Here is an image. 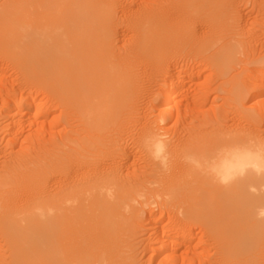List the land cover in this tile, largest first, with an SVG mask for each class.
<instances>
[{"label": "bare ground", "instance_id": "1", "mask_svg": "<svg viewBox=\"0 0 264 264\" xmlns=\"http://www.w3.org/2000/svg\"><path fill=\"white\" fill-rule=\"evenodd\" d=\"M125 1L0 0V264H66L55 237L81 216L82 264H138L131 223L159 200L187 209L160 236L153 220L151 260L264 264V159L249 155L254 141L264 142V70L244 69L253 85L244 73L229 76L245 62L255 28L240 0H136L119 16ZM197 18L201 33L192 29ZM138 63L151 66L139 72ZM204 69L214 79L191 101ZM212 82L229 88L225 102L247 97L255 109L234 104L235 120L222 104L190 119ZM146 90L160 111L139 117ZM157 130L167 134L163 164L143 145ZM139 200L148 203L140 214Z\"/></svg>", "mask_w": 264, "mask_h": 264}, {"label": "rangeland", "instance_id": "2", "mask_svg": "<svg viewBox=\"0 0 264 264\" xmlns=\"http://www.w3.org/2000/svg\"><path fill=\"white\" fill-rule=\"evenodd\" d=\"M136 0H126L123 4H121V6L122 5H124V4H126L124 7H126V8H124L123 6L121 7V8H124L122 11L123 12H121V9H119L120 7L119 6H117V8L119 9V11H118V9L116 8V10H117V12H119V13H117L119 16L122 14V13H124L125 11H127L129 8H132V9H134L135 8V6H136V2H135ZM245 1V0H244ZM246 1H247V3H246ZM245 2H242L241 0H240V4L238 3L237 5H239V6H237L238 7V9H240L241 10V12L243 13V11H244V15L246 16V19L248 18V22H251L252 23V25H251V23H249L250 25H251V27L253 26L255 29V32H257L256 33V36H258L259 37V35L261 34V32H262V35H260V37H259V39H258V37H256L257 39H255V40H253L254 42L252 43L251 42V44H249V45H247V50L246 51H248L247 52V54H246V60L243 58V57H240L241 58V60L242 59H244V61L245 62H243V64H242V62H241V64L240 63H238V65H236L235 66V71L234 70H232L231 72H230V74H229V76L231 75V77L232 76H237L236 78H241L242 76H247V80H248V85H253V82H255L253 79L251 80V79H249V78H252V77H250L251 75V73L252 72H254L255 70H257V69H263L264 70V0H251V2H249L250 0H246ZM133 2V3H132ZM136 4H135V3ZM255 2V3H254ZM260 2V4L258 5V3ZM243 3V4H242ZM128 4V5H127ZM255 4V5H254ZM243 5V7H241V6ZM245 5V6H244ZM257 5V6H256ZM129 6H133V7H129ZM262 6V7H261ZM254 7V8H253ZM255 7H257V8H255ZM128 8V9H127ZM126 9V10H125ZM259 9V10H258ZM263 9V10H262ZM125 10V11H124ZM262 10V11H261ZM257 11V12H256ZM252 12V13H251ZM261 12H263V13H261V14H263V15H261L260 13ZM250 18V19H249ZM198 20H196V21H193L191 24H192V29H194V32H196V33H198L199 31V33H201L202 32V30H203V28H204V23H203V20L202 19H199V18H197ZM201 21V22H200ZM256 23H254V22ZM253 23H254V25H253ZM193 24H194V26H193ZM195 25L197 26V27H195ZM201 25V26H200ZM258 25V26H257ZM261 26V27H260ZM200 27H202V28H200ZM257 27L259 28V29H257ZM190 28H191V25H190ZM196 28V29H195ZM191 29V30H192ZM259 40V41H258ZM256 41V42H255ZM258 41V42H257ZM262 42V43H261ZM254 44V45H253ZM249 48V49H248ZM262 50V51H261ZM248 56V57H247ZM243 61V60H242ZM139 64V63H138ZM137 64V69H139L140 67L142 68V69H144V70H148L149 69V67L151 66V64H145V66L144 65H141V64H139L138 65ZM195 65H193L194 67H196V65H198L196 62L194 63ZM149 65V66H148ZM241 67H240V66ZM148 66V67H147ZM4 67V72H5V75H7L6 77H4V79H3V81H5V78H7V80H13V72L11 71V69L9 68L8 69V66L6 67V66H3ZM144 67H146V68H148V69H145ZM198 67V66H197ZM240 67V68H239ZM248 67V68H247ZM140 68V69H141ZM255 68V69H254ZM142 69L141 70H139V72L141 71V72H143L142 71ZM244 69L246 70V71H248L250 74H246V73H244L243 71H244ZM249 69V70H248ZM251 69H252V71H251ZM9 70V71H8ZM242 70V71H241ZM145 71V73H147ZM205 71V72H204ZM208 72V73H207ZM8 73V74H7ZM210 72L209 71H206L205 69L202 71L201 70V73L200 74H202V75H199V77L198 78H202L201 79V81H200V79H198V80H196L197 79V77H195V79H194V81L193 82H195L196 83V85H194L193 83V86L192 87H190V88H192V89H190V91L191 92H193V93H196V91H201V89L204 87L203 85L205 84V81L206 82H208V81H212L211 79H214V78H212L211 77V74H209ZM238 73V74H237ZM242 73H244L243 75H242ZM236 74V75H235ZM239 75V76H238ZM240 75H242V76H240ZM10 76H12V77H10ZM229 76H228V78H229ZM10 77V78H9ZM143 77V76H142ZM230 77V78H231ZM146 78V76L144 75V77L142 78V79H145ZM7 80H6V82L5 83H7ZM147 80V78L145 79V81ZM196 80V81H195ZM143 81V85H144V87L146 86V87H148V83H146L144 80H142ZM160 81V80H159ZM249 81H251V83L249 82ZM11 82V81H10ZM145 82V83H144ZM204 83L203 85H202V83ZM159 84H160V82H158ZM250 83V84H249ZM11 84V83H10ZM197 84H198V86H197ZM200 84V85H199ZM9 87H10V85H9V83L7 84ZM6 85V86H7ZM7 86V87H8ZM203 86V87H202ZM199 87L201 88V89H199ZM209 87H211V88H209L210 90L208 91V93L209 94H207L208 96H207V101L206 102H204V105L201 103H197V101L196 102H194L193 104H194V107H193V110L191 111L192 113H190L189 115H191V116H189L190 117V119L193 117V118H195L196 116L198 117V114H195V113H197L198 111H201V113L202 112H204V111H207V110H213V109H219V108H222V107H224L227 111H228V117H230V118H232V115H234V113H235V115L237 114L236 112L238 111H235V108L237 109V106H238V109L239 110H242V111H245L246 110V108L247 109H251V108H253L252 110H254L255 108H254V104H253V102L254 101H251L252 103H249L250 101H248L249 99L246 97L245 99H244V101H242L241 103H240V105L239 104H235V102H234V104L235 105H237L236 107H235V105L229 100V101H227V102H225L224 100H226V99H224L223 98V96L225 95V97L226 98H228V95L226 96V93H227V91H229L228 89H227V91H226V88H224V90L223 91H221L220 89V91L219 90H217V88H216V85L212 82V84H210V86ZM198 89V90H197ZM190 91H189V94H192V95H189V97H188V99H190L191 101H193L192 99H191V97L190 96H192V98L193 99H195L196 97L198 98V96H199V94H193V93H190ZM198 91V92H199ZM219 91V92H218ZM226 91V92H225ZM147 90L146 91H144L142 94V96H141V102H139V107H143V108H141V109H143L142 111H141V109L139 108V117H140V115L142 114V113H146V115L148 114H150L151 116H156V115H158V111H160V109H158V108H160V106L159 105H157V104H155V108L154 109H150V107H149V101H148V99H149V97H147ZM155 92V91H154ZM223 92V93H222ZM200 93V92H199ZM145 94V95H144ZM148 94H149V91H148ZM223 94V95H222ZM194 95V96H193ZM4 97H6L5 95H4ZM7 98H8V96H7ZM6 98V99H7ZM144 98L145 99H147V102H145V100H144ZM223 98V99H222ZM144 100V101H143ZM189 100V101H190ZM213 100V101H212ZM179 101H184L183 99H179ZM195 101V100H194ZM221 101V102H220ZM223 101H224V103H223ZM248 101V102H247ZM199 102V101H198ZM203 102V101H202ZM233 104H231V103ZM143 105H142V104ZM147 103V104H146ZM197 103V104H196ZM209 103V104H208ZM213 103V104H212ZM225 103H226V105H230V106H225ZM222 104H224L223 106H222ZM242 104V105H241ZM145 105H147L146 106V109H145ZM196 105V106H195ZM214 105V106H213ZM193 105L191 104V107H192ZM201 106V107H200ZM222 106V107H221ZM239 106H242L241 108L239 107ZM197 107H198V109H197ZM232 107H235V108H232ZM0 108H1V105H0ZM195 108L197 109L196 111H195ZM148 109H150V110H148ZM156 109H158V110H156ZM190 109H192V108H190ZM200 109V110H199ZM205 109V110H204ZM230 109V110H229ZM244 109V110H243ZM148 111V113H147V111ZM0 111H1V109H0ZM2 112V111H1ZM232 112H234V113H232ZM53 113H55V114H51V118H49L48 120H52V116L53 117H55L56 115H57V117H58V111L56 112V111H54ZM141 113V114H140ZM231 113H232V115H231ZM154 114V115H153ZM156 114V115H155ZM143 115V114H142ZM141 115V116H142ZM199 115H200V112H199ZM233 116V118L232 119H234V117H235V120H236V116ZM56 117V118H57ZM143 117H145V116H143ZM143 117H141V120L143 119ZM169 122V121H168ZM170 123V122H169ZM166 124V123H164L163 124V126L161 127L160 125H159V127L163 130V131H167V130H169L167 127H170V125L171 124ZM165 127V128H164ZM167 128V129H166ZM60 129V128H59ZM166 129V130H165ZM157 201V200H156ZM155 201V202H156ZM162 200H159V201H157L156 203H154V201H153V203H152V201H150L149 203L150 204H146L148 207H149V209H148V207H143V208H141V207H139V206H141V205H145V203L144 202H141L140 200L139 201H137V204H136V206L137 207H134V208H138L139 207V209H136V210H138L137 212L140 214V213H142V210H141V212H139L140 211V208L141 209H143V211H145V214L144 213H142V216H140V215H138L137 214V216H136V219H134V220H132V229H134L133 231H135V232H132V229H131V234L129 235V236H131V237H135L134 239L133 238H131L132 239V243H135V241L137 242L136 243V248L138 249H136L137 250V252H136V254L137 255H139L140 253L139 252H141V255H139L140 256V258H139V256H137L136 255V259H138L139 258V260H138V264H142V262H143V264H147V263H149V264H158L160 261H161V259H159L160 257H158L157 258V260L156 259H154V261H153V259L151 260V257H150V251H151V249H148V248H152L151 247V245H149V242H147V237L148 238H150L149 237V234H150V230H151V227L153 226H155V224H157V229H158V231L157 232H159L158 234H159V236H160V234H161V231H163V228H164V226H168V225H170V227H172V225H174L176 222H177V218L176 217H181L182 215H180V216H178V213L181 211L182 213H183V211H184V208H185V210L187 209V204L185 203V205H180L179 204V202H181V201H175V203H176V205L175 204H173L174 202H171V201H166L165 202V200H163L162 202H163V204L162 203H160ZM141 202V203H140ZM164 202H165V206H164ZM135 203H136V201H135ZM144 203V204H143ZM161 204L162 205V207L164 206L165 208H162L160 205H158V204ZM183 203V202H182ZM133 205L132 206H135L134 205V203H132ZM141 204V205H140ZM155 204H156V206H155ZM171 204V205H170ZM178 204V205H177ZM184 204V203H183ZM145 205V206H146ZM149 205H151V206H149ZM172 205H174V206H172ZM161 208H160V207ZM173 207V208H171V207ZM185 206V207H184ZM168 207H170L171 209H169ZM175 207V208H174ZM176 207H178V208H176ZM184 207V208H183ZM167 208H168V211H166L167 210ZM165 209V210H164ZM170 210H175L174 212H175V216L173 215V211L170 213L169 211ZM176 210H178L177 212H176ZM154 211V212H153ZM159 211H162L161 213H160V215H159ZM148 212V213H147ZM152 212V213H151ZM166 213V215L168 216V217H164V216H166L165 215V213ZM180 212V213H181ZM147 213V214H146ZM157 213V214H156ZM181 213V214H182ZM150 214V215H149ZM169 214L172 216L173 215V218L171 217V216H169ZM149 215V216H148ZM152 215V216H151ZM155 215V216H154ZM157 215H159V216H157ZM143 216H145V218H143ZM147 216V217H146ZM150 216H151V219H150ZM82 217V216H81ZM81 217H80V221H81V223H82V220H81ZM141 217V219L139 220V218ZM155 217V218H154ZM157 217H159V218H157ZM148 218V219H147ZM165 218H166V220H165ZM169 218H171V219H169ZM174 218H175V220H174ZM146 219V220H145ZM154 219H156V220H154ZM159 219H161L160 221H162V222H159ZM163 219V220H162ZM168 219V220H167ZM73 220L74 219H71V221L73 222ZM137 220H139V222L140 223H138L137 222ZM150 220V221H149ZM153 220L155 221V224H153V225H151L152 223H154L153 222ZM158 220V221H157ZM147 221H149V222H147ZM156 221L157 222H159V224L158 223H156ZM168 221H171L170 223L168 222ZM70 222V221H69ZM70 222V223H68V230H67V232H66V234L64 233L63 234V236L61 235V234H57L58 235V238H59V240L57 239V235H56V237H55V240L57 241V242H59L60 241V243H61V251H62V254H63V256H64V259H65V262H67L68 264H78L79 263V261L82 259V256H81V249H82V246L81 247H79L78 248V246L80 245L79 243H80V241L82 240V227H81V229H80V226L82 225L81 223H79V222ZM144 222V223H143ZM136 225H139V226H136ZM149 223V225H147ZM169 223V224H168ZM79 224V225H78ZM164 225V226H162L161 227V225ZM168 224V225H167ZM135 225V226H134ZM159 225V226H158ZM134 226V227H133ZM78 227V228H77ZM137 227H139L138 229H136ZM150 227V228H149ZM152 227V230L155 228H153ZM159 227V228H158ZM162 229H161V228ZM80 229V230H79ZM156 229V230H157ZM194 229H195V232H196V229H197V227H194ZM137 230V231H136ZM152 230H151V232H152ZM159 230H161V231H159ZM198 230V229H197ZM166 232L165 233H169L170 232V229L167 231V229L165 230ZM140 232H141V234H140ZM199 232V231H198ZM133 234V235H132ZM134 234L136 235V236H134ZM152 234V233H151ZM196 236H197V238H202V240H204V242L202 241V243L204 244H202L201 243V245H200V247H203L202 249L203 250H205V252L207 253V254H209V255H213V250H212V248H211V246H210V248H208L207 249V246H209V244H207V242H206V244H205V238H203V237H201V235H200V237H198V233L196 232ZM60 235H61V237H60ZM72 235V236H71ZM73 237V238H72ZM81 239V240H80ZM134 241V242H133ZM79 242V243H78ZM147 242V243H146ZM76 243V244H75ZM82 243V242H81ZM100 243V244H99ZM141 243V244H140ZM195 242L193 241L192 243H191V245L193 246V244H194ZM79 244V245H78ZM103 244V243H102ZM137 244H138V247H137ZM143 244V245H142ZM147 244H148V248H147ZM134 245V244H133ZM140 245H141V247H140ZM195 245V244H194ZM102 246H104V244L103 245H101V242L99 241L98 242V244H97V247L100 249V248H104V247H102ZM134 246V247H135ZM140 247V248H139ZM144 247H146L147 249H144ZM76 248V249H75ZM81 248V249H80ZM80 249V252L78 253V255H77V253L75 254L74 252H77L78 250ZM134 249V248H133ZM140 249V250H139ZM142 249V250H141ZM201 248H200V250H202ZM73 250H75L74 252H73ZM211 251V252H210ZM73 252V253H72ZM264 252V251H263ZM79 254H80V256H79ZM51 255V254H50ZM76 255L78 256V257H76ZM75 256V257H74ZM263 256H264V253H263ZM74 257V258H73ZM138 257V258H137ZM79 260H78V259ZM78 260V262H77V260ZM141 260H142V262H141ZM156 260V261H155ZM82 262V260L80 261V263ZM145 262V263H144ZM66 263V264H67ZM82 264V263H81ZM177 264H180V262H178Z\"/></svg>", "mask_w": 264, "mask_h": 264}, {"label": "clouds", "instance_id": "3", "mask_svg": "<svg viewBox=\"0 0 264 264\" xmlns=\"http://www.w3.org/2000/svg\"><path fill=\"white\" fill-rule=\"evenodd\" d=\"M160 126H163L164 121L160 119L158 121ZM167 139V134L163 131L157 130L156 132L146 136L143 140V145L147 151H149L150 155L154 160L160 161L162 164L163 160L160 158L163 156L165 151L164 141ZM249 155H257L261 159H264V142H253L251 149L249 150ZM128 209L125 208V211ZM258 219H264V208L259 209L257 213Z\"/></svg>", "mask_w": 264, "mask_h": 264}]
</instances>
